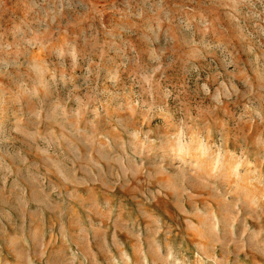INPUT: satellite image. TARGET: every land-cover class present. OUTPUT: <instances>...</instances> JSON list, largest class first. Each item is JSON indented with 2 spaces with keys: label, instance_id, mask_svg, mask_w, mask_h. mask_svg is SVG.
<instances>
[{
  "label": "rangeland",
  "instance_id": "rangeland-1",
  "mask_svg": "<svg viewBox=\"0 0 264 264\" xmlns=\"http://www.w3.org/2000/svg\"><path fill=\"white\" fill-rule=\"evenodd\" d=\"M0 264H264V0H0Z\"/></svg>",
  "mask_w": 264,
  "mask_h": 264
}]
</instances>
